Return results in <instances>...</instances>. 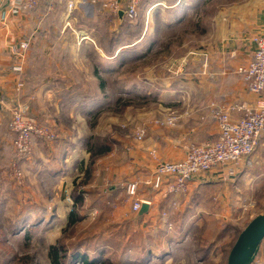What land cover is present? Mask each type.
Returning <instances> with one entry per match:
<instances>
[{
  "label": "rangeland",
  "instance_id": "obj_1",
  "mask_svg": "<svg viewBox=\"0 0 264 264\" xmlns=\"http://www.w3.org/2000/svg\"><path fill=\"white\" fill-rule=\"evenodd\" d=\"M44 1L28 24L26 36L30 47L23 61L31 66V71L23 73L16 86L24 95L19 103L39 126L57 135L54 143L71 139L73 135L80 139L78 143L86 152L90 146L99 145H108L111 151L91 158L88 153L84 170L89 169V177L85 181L84 174H78L75 181V186L85 181L83 207L78 211L81 220L65 234L62 231L67 227L66 218L73 203L72 182L53 189L51 195L55 202L49 205L50 215L40 217L42 219L25 216L22 228L16 226L18 211H14L10 219L0 220V264H29V261L49 264L50 245L60 239L67 245L82 242L88 234L101 231L95 241L84 242L83 252L94 255L95 247L101 245L105 255L111 257L113 246L121 239L122 244L132 246L138 257L142 245L153 248L154 253L170 252L162 259L155 258L157 255L148 258L146 264H225L240 231L255 216L264 214V193L249 202L242 201V189L237 183L244 161L231 180L222 176L214 187L206 183L201 189L193 188L186 199L179 198L181 203H188L191 197L199 199L200 206L194 211L193 220L197 213L201 216L191 225L187 235L179 237L177 233L167 244L156 234L165 226L159 217V213L164 212L161 203L154 214L148 213L151 218L143 216L135 220L126 187L144 175L148 179L153 166L148 151L160 144L155 135L172 130L160 127L162 119L176 116L177 125L184 120L197 128L212 122L217 129L211 109L223 110L230 116V110L237 105L226 106L209 100L205 85L211 75L212 51L222 41L215 40L213 32L227 21V11L242 4V0H213L177 29L166 25L173 22L175 8L174 5L167 8L164 0L154 1L151 9L140 8L141 1L138 2L134 21L124 23L101 9L99 4H78L68 14L64 3ZM197 22L206 28L204 32L194 27ZM215 33L218 36V32ZM166 41L170 44L167 50L162 47ZM150 46L151 50L147 51ZM124 52H140L141 55L135 59L128 57V53V58L118 60ZM121 60L124 63L118 65ZM111 64L114 70L99 72L108 84V106L87 115L89 106L103 97L93 76L94 66L108 68ZM121 89L124 93H120ZM193 94H198L199 104L189 101L194 98ZM138 96H145V103ZM120 97L123 102L117 105L115 101ZM170 98L171 104L168 103ZM9 116L8 112L3 118L6 123ZM140 130L145 132L142 141L136 139ZM10 161L5 163L7 168L0 174V197L5 194L9 199L6 204L17 203L26 208L36 194L35 187L25 169L21 185L7 179ZM143 189L150 192L145 185L141 186ZM15 193L23 197L21 204L13 199ZM106 228L111 231H105ZM27 233L31 235L29 242L25 241ZM213 242L214 250L202 263L198 260L202 249ZM254 262L264 264V240Z\"/></svg>",
  "mask_w": 264,
  "mask_h": 264
},
{
  "label": "crops",
  "instance_id": "obj_2",
  "mask_svg": "<svg viewBox=\"0 0 264 264\" xmlns=\"http://www.w3.org/2000/svg\"><path fill=\"white\" fill-rule=\"evenodd\" d=\"M154 1L151 0V3ZM122 4V9L125 10L127 0H122ZM240 4L236 8L227 11L229 17L216 30L218 36L215 33L216 31L213 32L214 39L218 38L222 39V41L212 51L209 70L211 75L206 80L208 83L206 82L207 84L205 85L207 89L206 96L209 100H215L217 103L226 106L237 104L235 108L230 110L232 120H238L241 116L243 118L246 114V109L254 107L257 98L247 90L244 77L235 71L239 67H245L250 63L255 50L253 39L259 36L264 37V0H242V4ZM82 5L86 6L88 4L82 2ZM5 7H7V1L0 2V14L1 8ZM37 9L33 13H18L4 21H0V150L3 149L2 151H5L8 156L12 153V139L10 135L5 134V121L3 118L7 116L8 108L15 103H19L21 97H24L21 91L18 92L16 90V86L20 82L22 74L31 71V66L24 61V72L19 74L11 72V66L15 62L10 48L19 44L26 36V33L29 32L28 24L33 21ZM117 18L122 21L125 16L123 14L119 16L118 14ZM44 84H49V82ZM167 97L170 96L166 95ZM193 97L189 99L191 104L196 102L199 104L198 94H193ZM183 99L186 100V98ZM204 100L203 98L202 104H204ZM171 101L172 99L170 98L168 103ZM197 127L193 126L192 122L180 120L176 128L171 131H167L164 134L158 132L155 137L160 144L150 150L155 149L163 160L177 161L183 157V145L214 141L216 139L217 129L212 122L202 124L200 128ZM71 136V139H66L59 143H45L35 140L32 156L28 160L27 165L24 166V169L26 174L30 175V182L35 187L36 194L31 198L30 206L26 208H23V205L19 206L17 203L6 204V200L9 199L6 198L7 195H2L0 197V220L10 219V216L14 215V211H18L16 213L17 219H22L25 216L40 218L46 214L50 215L51 209L49 205L55 202L51 195L54 191L53 189L60 188L62 185L68 186L67 183L73 182L77 178L76 176L81 174L80 170L83 171L85 169L84 166L87 164L88 152L81 148L80 143H78L80 139H76V136ZM1 161L2 159L0 163ZM243 164L244 166L241 167L243 170L239 174L237 186L242 189V201L245 203L253 198H258L260 194L264 193V134L254 153L246 158ZM221 177L222 172L216 173L212 181L206 185L214 187V184L219 183ZM140 179L144 181L147 177L144 175ZM203 186L205 184L194 183L192 189H201ZM139 194L144 197L149 196L150 192H145L143 189L139 191ZM13 195H15L13 199L19 200V204H21L23 197L20 198L16 193ZM154 200L157 208H159L161 203L164 211H169L172 203L177 205V209H175L177 211L181 208L184 209L187 204L186 202L181 203L178 197L161 200L156 196ZM1 205L4 206L1 207ZM148 213L154 214L152 211H148ZM148 213L144 216L151 218ZM51 217L54 218V216ZM160 230L164 233L171 232L166 231L165 227ZM183 243L185 244V242ZM180 247L182 246L180 245ZM80 249L82 252L84 246ZM169 254L170 252L167 250H162L159 254L154 253L153 257L157 255L155 258L162 259L160 256H168ZM93 257L94 255H91V258Z\"/></svg>",
  "mask_w": 264,
  "mask_h": 264
},
{
  "label": "built area",
  "instance_id": "obj_3",
  "mask_svg": "<svg viewBox=\"0 0 264 264\" xmlns=\"http://www.w3.org/2000/svg\"><path fill=\"white\" fill-rule=\"evenodd\" d=\"M3 1H7V7L1 8L0 21L18 13H33L44 0H0V2ZM49 1L52 4L64 3L68 14H71L78 4L82 5V2L76 0ZM86 1L83 3L90 6L99 4L101 9L110 12L114 17L122 11L129 22L134 21L139 2V0H127V7L123 10L122 0ZM253 43L255 50L252 59L247 66L238 69V74L244 77L249 93L257 98L254 107L246 109L245 116L238 120H232L223 110L211 109L213 120L217 123L216 139L184 145L182 147L183 157L180 160L166 161L161 159L155 149L149 150L148 157L153 166L148 179L144 181L138 179L126 187V195L132 199L133 214L140 210L143 203L148 204L149 211L156 212L157 204L154 200L156 196L161 200L176 197L186 199L194 183H210L218 172H222L225 180H231V177L238 171L237 168L256 150L264 134V37L254 38ZM29 47L30 40L25 36L19 44L10 48L15 62L10 69L12 73H22L23 60ZM8 112L10 114L8 129L13 135L11 144L14 155L6 177L14 184L21 185L24 179V166L32 156L35 140L54 143L58 138L56 134L27 118L25 106L15 103L8 108ZM177 123L178 118L171 116L162 119L159 125L162 128L173 129L176 128ZM144 137L143 130L136 135L138 141H142ZM142 185L150 190L149 196H140L139 191ZM175 209L177 205L172 203L169 211L159 213V217L165 223V230L168 232L172 229L171 217Z\"/></svg>",
  "mask_w": 264,
  "mask_h": 264
},
{
  "label": "trees",
  "instance_id": "obj_4",
  "mask_svg": "<svg viewBox=\"0 0 264 264\" xmlns=\"http://www.w3.org/2000/svg\"><path fill=\"white\" fill-rule=\"evenodd\" d=\"M164 1L167 4L166 5L167 8L168 7L170 8V5H171V7H172V5H174V8H175L174 13H173L174 14L173 15V22L170 24H166V25L169 28L177 29V28L182 27L187 20L191 19V17L195 15V13H196V15L198 13H200L201 12L200 9L203 8V6H207V4L209 2H212L213 0H211V1L210 0H164ZM152 7H153V5L151 3V0H142L140 2V8L151 9ZM186 10H188V11H186ZM106 15H108V14H106ZM115 19L119 20V18H117V17ZM124 22H127L126 18H124L122 20V23H124ZM106 23H108V21ZM110 24H111V22H110ZM194 27L197 30L201 29V32H204L206 30V28L201 27L198 22H197V24L194 25ZM152 44H151V46H152ZM151 46L148 48L147 51L151 50ZM169 46H170L169 41H166L164 44H162V47H164L165 50H167L169 48ZM128 53L130 54L128 57H133L135 59L139 58V56L141 55L140 52H124V55L121 58H118V60H120L124 57H127ZM121 63H124V61L120 62L118 65H121ZM114 67L115 66L113 64L108 66V68L101 67L100 65H99V67L94 66V75L93 76L97 80L98 90L103 95V97H101V99H99L98 101H95L92 104V106H89L90 108H89L88 112H86L87 115L93 114V111H95V110L107 108V106H108L107 103H109L108 98H107V94H106L108 84L104 80V78H102L100 76L99 72L100 73L110 72L111 70H114L113 69ZM120 93H124V89H121ZM138 99L141 100L143 103H145V100H146L145 96H138ZM124 100H128V99H124ZM121 102H123V99H121V97L115 101V103L117 105H119ZM27 118L34 120L33 118H31L28 115V113H27ZM8 123H9V120L7 123L4 122L5 130H6L5 134L10 135L11 139L13 140V135L10 133V131L8 129ZM2 150H0V160L2 159V161L0 163V174L5 172V170L7 168L6 164H8L6 162L10 161L14 155L12 145H11L12 153L10 156H8L7 153L5 151H2ZM110 151H111V148L108 145L90 146L87 149V152L90 154V158L95 157V156L105 155V154L109 153ZM5 160H7V161H5ZM80 173L84 174V176L86 177L85 178V181H86V179H88V177H89L90 172H89V169H86L84 171L80 170ZM4 175H5V173H4ZM77 178L74 179V181L72 182V186H73V194L71 196L72 202H73L72 203V209H71V212L69 213L68 218H67V227H66V229H64L62 231L63 234H65L69 228L74 227L81 220V218L78 214V211L80 209H82V207H83V201H84L83 200V197H84L83 185L85 184V181L83 183H81L80 186H78V185L75 186V181L77 180ZM62 199L63 200L65 199L64 196H62ZM199 204H200L199 199L191 197L190 201L186 204L185 208L182 211H176L175 213H173L174 219L171 220V223H172L171 232H169V233L165 232L164 233L161 230H157L156 234H160V237L162 238V240H164V242L166 244L172 242L175 239L174 237L177 233H179V237L181 235L182 236L187 235L188 232H190L189 230H190L191 225L194 223V221H196L200 218L199 216H201V213H197V218L193 220L194 211L195 212L197 211L196 209H198V207L200 206ZM3 206L1 205V207H3ZM4 220H6V219H4ZM24 221H25L24 218L18 219L16 226H18V228H22L24 223H25ZM107 229H109V228H106L105 231H109V232L111 231V230H107ZM116 231H115V233H116ZM101 234H102V231L99 233L88 234L82 240L83 243L78 241L76 243H72L69 245H67L66 242H64L63 240L61 241V239L58 240L53 245H50L48 248L47 256H48L49 264H69V263H76V264H146L147 263L146 260L148 258L153 257V254H154L153 248H149V246L142 245V247H141L142 253L138 257L135 255V251L133 250L132 246L129 244L128 245L122 244V242H124V241L121 239L118 240L119 243L115 244L116 246H113V252L111 253L112 254L111 257H110V255H108V256L105 255V248L101 245H98L95 247V249H94L95 254H94L93 258H91V256L88 255L86 252L80 251L81 250L80 248L82 246H84L85 241H92L93 242ZM30 239H31L30 233L25 234V241L29 242ZM214 246L215 245L213 242V243H210L209 245H207L204 249H202V252H201L198 260H200L201 262H204L207 259L208 255L212 252V250H214ZM160 257H162V256H160ZM116 258H117V260L114 261V259H116ZM23 260H25V258ZM29 264H35V263L29 261ZM252 264H257V263H255L253 261ZM260 264H262V263H260Z\"/></svg>",
  "mask_w": 264,
  "mask_h": 264
},
{
  "label": "water",
  "instance_id": "obj_5",
  "mask_svg": "<svg viewBox=\"0 0 264 264\" xmlns=\"http://www.w3.org/2000/svg\"><path fill=\"white\" fill-rule=\"evenodd\" d=\"M122 14L120 12L119 16H122ZM148 211V204L143 203L140 210L135 214L134 219H140ZM263 240L264 214H260L250 220L240 231L227 254L225 264H252Z\"/></svg>",
  "mask_w": 264,
  "mask_h": 264
}]
</instances>
